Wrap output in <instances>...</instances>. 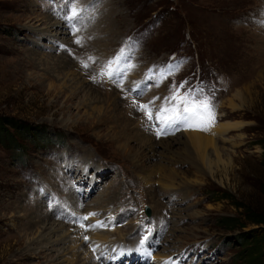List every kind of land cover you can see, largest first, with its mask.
I'll return each mask as SVG.
<instances>
[{"label": "rangeland", "instance_id": "obj_1", "mask_svg": "<svg viewBox=\"0 0 264 264\" xmlns=\"http://www.w3.org/2000/svg\"><path fill=\"white\" fill-rule=\"evenodd\" d=\"M76 7L89 8L86 15L91 21L76 35L66 34L67 42L59 33L62 47L42 34H57L47 31L48 23L61 19L69 8L67 0H0V264H58L54 249L43 248L40 258L23 256L45 228L46 220L25 232L36 221L27 215H36L32 206H41L44 213L48 209L45 197L37 194L43 188L55 204L45 216L69 224L66 230L71 233L77 226L74 220L91 214L89 210L111 207L107 216H101L104 208L98 213V218L112 222L109 225L114 218L110 215H118L106 239L110 226L85 231L97 246H110L114 240L118 245L136 242L151 227L142 218L143 207L148 206L153 214L150 222L159 224V229L146 242L151 253L146 264H246L263 249L264 223L246 221L240 227L224 225V220L243 218L244 210L264 219V45L260 41L264 0H78ZM43 17L45 21L40 20ZM77 35L83 38L79 45L74 42ZM87 43L98 50L86 48ZM129 44L135 45L130 61L134 67L120 84H114L107 77V61ZM66 57L72 65L64 64ZM169 64L180 66L170 71ZM72 78L85 80L76 95H70ZM182 82L186 83L181 95L189 86L203 83L214 104V120L200 132L216 140L209 148L215 163L210 168L201 165L202 173L184 151L190 129L157 138L136 103L159 97L155 103L164 104L173 85ZM137 84L144 90L139 96L130 91ZM50 85L55 93L49 96ZM241 91L247 96L246 112L231 110L228 104ZM235 112L238 118L233 122L221 120ZM245 113L248 117L240 118ZM142 120L148 138H156L154 152L143 145L145 140L136 141L133 133L131 139L124 137L129 124L133 128ZM226 123H241L242 128L231 134L210 132ZM173 137L179 141L171 147L175 159L163 143ZM141 153L152 155L151 160L146 156L138 163ZM184 158L189 163L182 164ZM159 167L167 173L177 171L175 187L168 193H164L163 173L150 176ZM83 171L81 185L78 175ZM169 194L178 200L170 202ZM73 197L75 209L68 205ZM96 219L89 216L88 225L99 222ZM20 240L21 248L16 245ZM86 247L80 264H90L86 259L93 257ZM75 258L65 264H76Z\"/></svg>", "mask_w": 264, "mask_h": 264}, {"label": "bare ground", "instance_id": "obj_2", "mask_svg": "<svg viewBox=\"0 0 264 264\" xmlns=\"http://www.w3.org/2000/svg\"><path fill=\"white\" fill-rule=\"evenodd\" d=\"M41 16H43V14H41ZM39 19V18H38ZM37 19V20H38ZM40 20H46V17H43L42 19H40ZM89 21H91V20H89ZM50 23H48V28H47V31L49 32V33H52V32H54L55 31V33H57V34H55V36H49V35H46V34H42V37H44V38H46V39H48V41H50V40H52V42H53V44L55 45V46H57V45H62V43H59L58 44V42L60 41V39H61V37H62V39H61V41H65V42H67V35L66 34H69L70 33V31H69V28L68 29H66L67 28V26H66V24H65V21L61 18L59 21H55L54 23H52L51 24V21H49ZM88 22V21H87ZM89 24V22L87 23V25ZM89 28V27H88ZM94 28V27H93ZM87 30V29H86ZM46 31V32H47ZM97 31V30H96ZM60 33V35H63V36H61V37H58L57 35ZM92 33V32H91ZM51 35V34H50ZM74 36V35H73ZM80 36V35H79ZM73 40H74V37H73ZM260 41H261V43L264 45V38H260ZM73 43V42H72ZM100 43V42H99ZM95 44V43H94ZM97 44V43H96ZM55 46H52V48L54 49L55 48ZM63 46V45H62ZM85 46H87L86 48H95L96 50H98V46H96V45H93V46H90L89 45V43H87V44H85ZM47 47V46H46ZM77 47V46H76ZM48 48V47H47ZM49 49V48H48ZM50 49H51V46H50ZM96 53V52H95ZM263 54H264V49H263ZM94 56V55H93ZM67 58V57H66ZM72 63L73 62H71V60H70V58H67L66 59V61L64 62V64L65 65H72ZM72 76V75H71ZM66 78H68V77H66ZM70 78V77H69ZM65 79V77L63 78V80ZM66 80V79H65ZM105 80H107V79H105ZM264 80V79H263ZM70 81V80H69ZM84 82H85V80L83 81L81 78L79 79V78H72V80H71V83H72V85L74 86L73 87V89L71 90V92H70V95H73V94H75L80 88V85H82V84H84ZM63 83H65V81L63 82ZM75 84V85H74ZM106 84H108V81H106ZM50 88L47 90L48 92L46 93V95H54V93H55V91H53L54 89H52L53 87L50 85L49 86ZM254 87H256V86H253V88ZM93 90V89H92ZM246 92L248 93L249 92V89H246ZM252 93V92H251ZM249 94V93H248ZM76 95V94H75ZM69 100H70V98L68 97L67 98V103H69ZM130 100L132 101V98L130 97ZM238 102L239 103V105L237 104V103H235V102ZM229 103V105H230V107L229 108H231V110H234V109H240V111H243V112H246V107L248 106V105H246V103H248L247 102V96H246V94H244L242 91L241 92H238L237 94H235V96H233V98L232 99H230L229 101H228ZM244 108V109H243ZM137 112V111H136ZM243 117H248V113H245V115H242V116H240V118H243ZM238 118V114L235 112V113H232L229 117H227L226 118V116H222L221 117V120L223 119V120H225V122H233L235 119H237ZM128 121V120H127ZM142 122L143 123H134L135 124V127H133V128H129V126H130V124L125 128V133H124V137H125V139L126 138H133V137H130V134L131 133H133L134 134V136H135V138L137 139L136 141H141L142 143H143V141L145 140V143L143 144L147 149H149L150 150V152H154V146L153 145H155L154 143H153V139L155 138H153V139H149L148 138V136L146 135V130L144 131V130H142V126L144 127V125L145 126H147V123L144 121V120H142ZM131 123V122H130ZM216 127H218V128H216ZM215 128H216V130H211L210 132H218V133H220V134H223V133H232L233 131H240L239 129L240 128H242V125H241V123H235V124H232V123H226V124H224V125H222L221 124V126L219 127V126H216ZM213 128V127H212ZM140 129V130H139ZM211 129V128H210ZM192 132H194V131H192ZM191 132V130L188 132V140H189V144L187 145V146H185L184 145V143H183V145H184V147H185V152H186V155L188 156V157H190L191 158V160L193 161V163H192V166H194V169H196V171H198L199 173H202V167H201V165H203L204 167H206V168H210V166H211V164L212 163H215V161L213 160V159H211V157H212V155H210L209 154V148L210 147H213L214 145H216V140L213 138V136L211 137V136H208V135H204L203 134V132H200V130H199V133L200 134H198V133H192ZM239 133H241V132H239ZM241 134H243V133H241ZM244 135V134H243ZM147 136V137H146ZM181 136V135H180ZM238 136V135H237ZM242 136V135H241ZM238 138V137H237ZM156 139V138H155ZM179 143V141H178V138H174L173 137V139H168V141H166V142H163V143H165L166 145L164 146L165 147V151H167L168 153H170V157L171 158H173V159H175V157H174V155L171 153V147L175 144V143ZM163 143L161 142V144L163 145ZM144 147V148H145ZM145 148V149H146ZM151 148H152V150H151ZM173 148V147H172ZM214 148V147H213ZM127 149V148H126ZM212 149V148H211ZM218 149V148H217ZM221 149V148H220ZM219 149V150H220ZM151 154H153V153H151ZM138 155H141L140 157L138 156V158H137V161H138V163L141 161V160H144L145 158H146V156H147V159H149V160H151V158H152V155H146V154H138ZM163 155V154H162ZM165 155V157H169V156H166V154H164ZM153 156H155V154H153ZM214 156L217 158V160L216 161H218V157L220 156V154H219V152H218V150L214 153ZM220 158V157H219ZM167 159V158H166ZM213 160V161H212ZM219 160H221V159H219ZM182 164H185V163H189V160L188 159H186V158H184V159H182ZM141 163V162H140ZM161 164V163H160ZM157 166H159L158 164H156ZM163 165V164H162ZM161 165V166H162ZM168 165V164H167ZM138 166H140V167H142V164L141 165H139L138 164ZM156 166V167H157ZM137 167V166H136ZM139 167V168H140ZM163 169H165V168H163L162 167V169H160V167H159V171L158 172H156V173H151V177L152 176H155V174H162V178L164 179V181H165V183H163V189H164V193H168V189H171V187H175V184L173 183V181H174V177H176V175H177V171H174V170H171V171H169V173H167V171L166 170H163ZM202 170V171H201ZM163 171V172H162ZM85 171H83V172H81L78 176L81 178H79L80 180H79V183H81V185H82V182L83 183H85V174L86 173H84ZM149 172V171H148ZM145 175V174H144ZM151 177L149 178V180H148V183L147 184H150V180H151ZM141 178V177H140ZM142 180V179H141ZM77 181V180H76ZM176 181V180H175ZM77 189L79 190L80 189V185L79 184H77ZM60 195V194H59ZM74 195V194H73ZM172 194H169L168 196H166V197H170V202H173V201H176V200H178L177 198H176V196L175 195H173L172 197ZM64 200V199H63ZM159 201V200H158ZM39 202V201H38ZM83 202V201H82ZM65 203H67V202H65ZM80 204H81V202H79ZM163 203V202H162ZM35 204V203H34ZM68 204V203H67ZM75 204H76V199L73 197V198H71V200L69 201V206H70V208L71 207H74L75 206ZM92 204V203H91ZM161 204V203H160ZM180 204V203H179ZM79 205V204H78ZM173 205V204H172ZM162 206V205H161ZM163 206H165V205H163ZM80 207V206H79ZM86 207V206H85ZM92 207V206H91ZM97 207V206H96ZM159 206H157V208H158ZM100 208H104V212H103V214H101V216H103L104 217V215L105 216H107V215H109L110 214V210H112L111 209V207H110V209H109V206L107 205V208L109 209V211H107L105 208L106 207H104V205L102 206H100L99 208H97V209H92V210H89L91 213H97V212H99L100 211ZM161 208V207H160ZM74 209H75V207H74ZM89 209H90V206H89ZM30 210V209H29ZM62 210V209H61ZM102 210V209H101ZM106 210V211H105ZM31 212H33V214H36V215H32V214H27L28 216H29V218H30V216H32V219L31 220H34L35 218H36V221L35 222H33V225L31 226H29V225H27L26 226V228H25V232H30V231H33V228H34V226H36L38 223H41L42 224V222L44 221V220H46V222H45V228H44V230H43V232H42V235L37 239V240H35V241H32L31 243H29L28 245H27V247L25 248V250L26 251H24V254H23V256H29V254L30 255H36V257L38 256L39 258L40 257H42V253L44 252V249H54V251H56V259L55 260H57V263L58 264H65V263H67V262H70L71 261V257H76L75 259H76V261H78V262H76V264H80L81 262L80 261H82L83 259L81 258L82 256H81V254L82 255H84L85 253H83V252H85L83 249H85V242H83V236H82V234H81V231H79L80 229L77 227V226H73V225H71V227L72 228H74V232L73 233H71L70 231H69V229H67L66 230V226H70L68 223V225H64V223H59V224H57V223H55L54 221H52L51 220V218L52 217H50L49 215H47V216H45V213L48 211V209H47V211H45V213H44V211L42 210V208H41V206L40 207H38V206H36V207H34V206H32V208H31V210H30ZM65 211V210H64ZM80 211H78V213H79ZM82 212V211H81ZM81 212H80V214H81ZM102 212V211H101ZM84 213V212H83ZM82 213V214H83ZM85 214V213H84ZM87 214V213H86ZM89 214V213H88ZM87 214V216H89ZM143 214H144V211H143ZM27 215H24L25 217H27ZM24 216H22L21 218H23ZM64 216V215H63ZM81 216V215H80ZM100 216V217H101ZM68 217V216H67ZM78 217V216H77ZM91 217V216H90ZM93 217V216H92ZM94 217H96V215L94 216ZM54 219V218H53ZM68 219V218H67ZM70 219V218H69ZM72 219V218H71ZM75 219V218H74ZM160 219V218H159ZM20 220V218L18 219V221ZM77 220V219H76ZM76 220H74V221H76ZM70 221V220H69ZM68 221V222H69ZM72 221H73V219H72ZM104 222H109V223H112L110 220H108V221H106V219H104ZM15 225H16V223H14ZM164 225V224H163ZM109 227V226H108ZM107 227V228H108ZM24 229V228H23ZM104 229H106L105 227H103V230ZM95 230H97V228H95ZM99 230H100V227H99V229H98V232H99ZM102 230V229H101ZM103 230H102V232H103ZM97 232V233H98ZM101 232V231H100ZM73 234V235H71V234ZM102 234V233H101ZM104 234H106V233H104ZM84 235V234H83ZM110 235V231H109V229H108V231H107V234L106 235H104L103 237H105L104 239H106L108 236ZM82 236V237H81ZM99 237V235L97 236V238ZM100 237H102V235L100 236ZM99 239V238H98ZM97 239V241H99ZM102 239V238H101ZM18 241V240H17ZM102 243H103V241H101ZM72 243H74V246H72ZM16 245L19 247V248H21L22 246H23V241L22 240H20L18 243H16ZM44 248V249H43ZM87 248V247H86ZM52 251V250H51ZM75 251H77L78 253H76ZM21 256V255H20ZM90 258H92V259H90ZM86 260H88V262L90 261V264H99V262H97L92 256H88V258L86 259ZM164 261V260H163ZM80 262V263H79ZM89 264V263H88ZM156 264H169L167 261H165V262H158V263H156ZM171 264V263H170Z\"/></svg>", "mask_w": 264, "mask_h": 264}, {"label": "snow or ice", "instance_id": "obj_3", "mask_svg": "<svg viewBox=\"0 0 264 264\" xmlns=\"http://www.w3.org/2000/svg\"><path fill=\"white\" fill-rule=\"evenodd\" d=\"M78 0H67L69 8L66 11H63L61 15L60 12H57V15H61V18L65 21L66 26L69 28L70 34L76 35L80 31H82L86 25L87 21L92 17L90 15H86L89 13V8H77ZM95 8V5L92 6ZM264 24V20L261 21ZM82 37L76 36L75 43L81 44ZM63 47V46H62ZM135 45L129 44L127 49L122 48L120 52L113 58L107 61V77L112 80L114 84H120L123 78L127 75L129 70H131L134 65L130 63L132 59V53L134 51ZM179 64L173 65L169 64L168 69L174 70L179 68ZM84 67L87 68L88 65L84 64ZM101 76H104L105 73L101 72ZM162 75H167L164 73ZM149 79H152L151 73L148 75ZM91 79L96 82V76L91 77ZM186 82H182L179 87L173 85V94L169 97H165V103L161 106L160 109L156 111L155 120L158 121L163 127L156 128L155 124H152V127L156 129V136L159 138L161 135L170 134L179 129L185 130H201L206 131L208 126L214 120V104L212 102V97L206 93V88L203 83L197 84L196 86H189L187 91L181 95V90L184 89ZM159 81L157 82V85ZM130 91L135 92L136 95H142L143 89L140 88L139 84H137L134 88L130 89ZM155 99H159V97L154 98L153 101H150L149 104H142L139 106V110L145 112L147 115V119L149 121L153 120L152 115V105L155 103ZM71 215L75 216V213H71ZM96 213H91L89 216H95ZM89 216L78 218L80 221H85L89 219ZM80 227L84 228L85 225L83 223L80 224ZM97 227H107L103 222H97L96 224H89L86 227L88 229H95ZM151 228H145V233H150ZM89 237L85 236V240L87 241ZM149 240V236L145 234L141 239L139 246L133 250H127V254L131 255L133 251L144 253L146 255H150L148 249L146 248V242ZM95 252L96 249L93 248ZM124 251L122 250L121 255H124ZM96 260H107L108 257H105L103 253L95 257ZM113 259H116L115 257Z\"/></svg>", "mask_w": 264, "mask_h": 264}, {"label": "trees", "instance_id": "obj_4", "mask_svg": "<svg viewBox=\"0 0 264 264\" xmlns=\"http://www.w3.org/2000/svg\"><path fill=\"white\" fill-rule=\"evenodd\" d=\"M2 121L0 120V129L3 128L2 127ZM0 133L2 134V131H0ZM6 138V137H4ZM236 206H240V205H236ZM243 214V218L241 217H230V218H225L224 221V225H227V224H233V225H237V226H240V227H243L245 222L246 221H251L255 224H261V223H264V219L257 215L254 211L252 210H244L242 212ZM262 240V246H263V249L262 251H259L257 254H255L254 256H250L247 261H246V264H264V239H261Z\"/></svg>", "mask_w": 264, "mask_h": 264}]
</instances>
